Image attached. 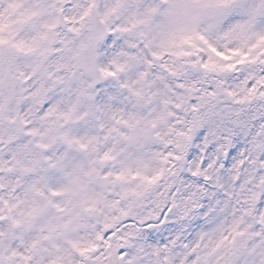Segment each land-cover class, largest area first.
Here are the masks:
<instances>
[{"label":"snow or ice","instance_id":"1","mask_svg":"<svg viewBox=\"0 0 264 264\" xmlns=\"http://www.w3.org/2000/svg\"><path fill=\"white\" fill-rule=\"evenodd\" d=\"M0 264H264V0H0Z\"/></svg>","mask_w":264,"mask_h":264}]
</instances>
